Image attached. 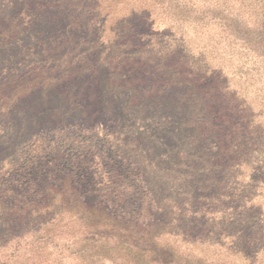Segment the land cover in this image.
I'll use <instances>...</instances> for the list:
<instances>
[{
	"label": "rangeland",
	"instance_id": "obj_1",
	"mask_svg": "<svg viewBox=\"0 0 264 264\" xmlns=\"http://www.w3.org/2000/svg\"><path fill=\"white\" fill-rule=\"evenodd\" d=\"M54 3L0 43V264H264V5L123 0L100 47Z\"/></svg>",
	"mask_w": 264,
	"mask_h": 264
},
{
	"label": "trees",
	"instance_id": "obj_2",
	"mask_svg": "<svg viewBox=\"0 0 264 264\" xmlns=\"http://www.w3.org/2000/svg\"><path fill=\"white\" fill-rule=\"evenodd\" d=\"M56 1V0H55ZM52 0H0V29L2 35L0 36V43H3L5 40V37L8 38L11 41H14V37L16 36V30L18 29L15 25L17 22H22V26L20 27L19 32H41L43 31L42 28H39L37 31L28 30L31 28V24L35 22L37 19H34L33 17H36L37 14L41 11V9L46 5L47 10H51L54 8V2ZM261 2L262 5H264V0H257ZM80 3H78V7H72L70 10L69 15H66V19H68L67 22H62L59 25L55 26V29H61L65 28L67 26L66 31L70 33L75 32H83V28L90 30L89 27H91L94 34V40L97 46L100 47H106L107 41L110 40V34L109 33H116V27L117 24L113 22V19L111 18L113 15H116L118 12V5L123 2V0H79ZM81 3H83L84 6H81ZM39 4L40 8L37 9V5ZM78 10V11H77ZM44 11V12H45ZM69 10L67 11V13ZM82 12L86 14H92L93 17L87 18L82 16ZM81 16V21L79 22V17ZM97 18H99L97 20ZM23 19H26L28 21L24 22ZM95 19V20H94ZM94 22L92 23V21ZM38 23V20H37ZM92 23V24H90ZM65 32V31H61ZM95 32V33H94ZM52 33H60L58 31H52ZM80 35H84V33H81ZM40 37L41 42L38 43V48L41 49V52H43V47L48 46V49L46 50L45 57L48 56L52 59L56 58L57 54H53L56 51L54 48H49V44H52L48 38L45 37V34L43 33ZM52 39V38H51ZM4 44V43H3ZM70 45V39L67 37L66 40L62 42V47L64 52L67 51ZM10 47H17L21 48L23 45L20 44V42L14 43L9 45ZM24 57L25 55L22 54ZM95 53L89 55V61L92 63L94 62ZM21 56V55H20ZM19 56V57H20ZM18 57V58H19ZM44 57V59H45ZM17 58V60H18ZM16 60V61H17ZM166 247H162V254L166 253ZM176 251H174L175 253ZM178 259L180 257H175L174 260L163 262L161 264H206L204 261L198 259V258H191V256H187V259H184L183 261L179 262Z\"/></svg>",
	"mask_w": 264,
	"mask_h": 264
}]
</instances>
